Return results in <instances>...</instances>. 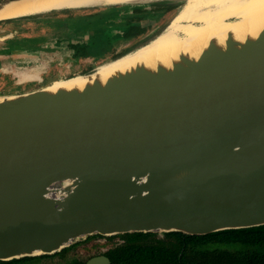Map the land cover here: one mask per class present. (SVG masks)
Here are the masks:
<instances>
[{
    "label": "water",
    "instance_id": "1",
    "mask_svg": "<svg viewBox=\"0 0 264 264\" xmlns=\"http://www.w3.org/2000/svg\"><path fill=\"white\" fill-rule=\"evenodd\" d=\"M77 77L0 95V262L93 236L264 226V28L212 39L197 56Z\"/></svg>",
    "mask_w": 264,
    "mask_h": 264
},
{
    "label": "rangeland",
    "instance_id": "2",
    "mask_svg": "<svg viewBox=\"0 0 264 264\" xmlns=\"http://www.w3.org/2000/svg\"><path fill=\"white\" fill-rule=\"evenodd\" d=\"M162 6H164V8H162ZM180 8L181 7L178 6V8L167 9L166 5H157L148 12L139 10L134 11L132 8L128 9V7L126 8L125 6H118L52 12L46 14V16L48 15V18H38V20H40L42 23L34 22L37 20H31L28 27H26L25 29H28L26 32H31L32 35L39 33L41 37L44 36V38H42L43 40H37V43L33 46L34 48L38 47L47 39H50L51 36L49 35V31H53L55 33L57 32L59 36H65V38H75L76 41V37H82V40H84L83 42L86 44V46L83 47H86L85 49L87 50L88 54L91 57L93 56L92 58H94V60H101L107 58L112 54V52H115V50L117 49L121 51L122 48L130 46L129 52H132L137 48L147 44L166 29V27L176 16ZM41 19L44 21H42ZM130 23H136L140 25L141 28L143 27L146 29V32L139 37L128 39V41L126 39L120 40L121 36L118 35V32H116L114 27H121L125 25L129 26ZM7 26L11 27V25ZM12 29L13 28L9 29V31L14 30ZM53 32H51V34H53ZM58 32H64V34ZM18 35L20 37L23 34L18 33ZM0 36H3V34ZM15 36L16 33H13V35H6L5 39L0 40V48L6 47V49H10V47L13 45L12 41L15 40ZM37 39H40V37H38ZM32 42L34 41H30V43ZM60 55L63 58L60 61L56 58L52 61H48L47 58L51 56L50 52L44 51L36 56V60L38 61L36 64H30L28 66L27 63L18 64L16 63V61L11 62L10 58L1 59L0 95L22 93L21 83L25 84L28 81L33 82L36 79H39V74L42 71L44 63H47V66H50V68L54 69V71L52 72L55 74V78L51 82L57 79L62 80H58L55 82L65 81L68 77L71 78L83 75L82 73L89 66L90 60H87V62H84V65H86V67H80L78 63L75 62L76 57H74V50H70L69 47H66L63 52L60 53ZM38 56L44 59V63H40V61L37 59ZM55 56L56 54L54 55V57ZM106 61L109 62L110 60ZM99 65L95 66L93 70L85 74L93 72L94 70H96V68L99 67ZM34 84L35 86L33 88L40 89L48 86V84L50 83L39 85L38 82H36ZM53 84L54 82L50 85L52 86ZM3 89H5V91H3ZM155 235V239H164L167 242L173 241L172 238H170L169 240L166 239L165 235ZM101 240L104 241V239ZM109 241L110 240H108V242ZM112 244L113 243H85L84 240H80L76 242V244L71 246L73 248L67 253L63 254V257L61 256V254L51 259H36L29 264H72L74 259L78 261L81 259H85L86 261H88L92 257L102 254L113 246L122 245L123 242L120 239L116 241V243H114L115 245L112 246ZM196 258L197 257H194V259Z\"/></svg>",
    "mask_w": 264,
    "mask_h": 264
},
{
    "label": "bare ground",
    "instance_id": "3",
    "mask_svg": "<svg viewBox=\"0 0 264 264\" xmlns=\"http://www.w3.org/2000/svg\"><path fill=\"white\" fill-rule=\"evenodd\" d=\"M137 0H21L0 10V22L55 11L87 7L121 5ZM235 19L236 21H232ZM264 28V0H186L176 16L153 40L96 70L108 77L115 71H124L139 63L155 65L159 60L169 61L181 51L192 55L200 52L212 39L224 40L229 33L246 35L259 33ZM84 80L77 77L54 82L52 86H69Z\"/></svg>",
    "mask_w": 264,
    "mask_h": 264
},
{
    "label": "trees",
    "instance_id": "4",
    "mask_svg": "<svg viewBox=\"0 0 264 264\" xmlns=\"http://www.w3.org/2000/svg\"><path fill=\"white\" fill-rule=\"evenodd\" d=\"M47 16L37 19L48 18ZM35 18L33 20H36ZM145 32V28L135 25L130 27L127 36L138 37ZM165 237L168 240L172 238L173 241L155 239V234H128L126 240L130 243H125L124 247L110 253L109 257L117 264H264V226L222 231L205 236L170 233ZM68 251L70 249L67 248L52 256L23 258L0 264H29L36 259H51L61 254L63 257Z\"/></svg>",
    "mask_w": 264,
    "mask_h": 264
},
{
    "label": "flooded vegetation",
    "instance_id": "5",
    "mask_svg": "<svg viewBox=\"0 0 264 264\" xmlns=\"http://www.w3.org/2000/svg\"><path fill=\"white\" fill-rule=\"evenodd\" d=\"M40 16L42 17V15H40ZM40 16H34L33 18L29 17V18H22V19H17V20L2 22V23H0V27L7 28L8 27L7 25H12L14 23H19V22L20 23H23L22 25H24V23H28V24H26V26H27V25H29L30 21L33 20L35 17H36L35 19L37 21H34V22H37V23L40 22V23H42L40 20L37 19V17H40ZM42 21H44V20H42ZM135 25H138V24H136V23H130L129 26H127V25L121 26V27L116 26L114 28H115L116 32H118V35L121 36L120 37V40L121 39L122 40L123 39H126L128 41V39L136 38V37L128 38V36H127L129 34V32H130V27L131 26H135ZM58 33L64 34V32H58ZM54 35H56L58 38L60 37V39L59 40H57V38H54V39H51V40H48L47 39L48 40V41L46 40L47 41V45H46V41L45 42H42L39 45V47H37V49H35L34 54H36V56H37L39 53H42L44 51H49L51 56L49 58H47L48 61H52L55 58L60 61L61 59H63L62 56L60 55V53H62L63 50L66 47H69L70 50H74V57H76L75 58V60H76L75 62H77L80 67H83V66L86 67V65H84V62H87V60H90L89 66L84 70V72L82 74H85V73L93 70L95 68V66H98L99 64H100L99 66H101V65L105 64V62L108 63L106 60H110V61L115 60V59L123 56L125 53H127V51L130 50L129 49L130 46L129 47L127 46V47L122 48L121 51H119L118 49L115 50V52H112V54L109 55L105 59L94 60V58H92L93 56L91 57L88 54L87 50L85 49L86 47H83V46H86V44L83 42L84 40H82V37L81 38L76 37L77 38V41H76L75 38L73 39V38H70V37L65 38V36H59L57 34V32ZM38 37H40V39H37ZM42 38H44V36L41 37L39 35V33L32 35L31 32L28 33V34H26V36H24L25 41H28V43H30V41H34L35 43H37V40H43ZM75 41H76V43H75ZM34 42H32V43H34ZM55 54H56V56L54 57ZM36 56L29 57V58L27 57V58L24 59V61L18 62V64L19 63H24V64L27 63V66L30 65V64H33L34 65V64H36L38 62L36 60ZM37 59L40 61V63H44L43 62L44 59L41 58L40 56H38ZM52 71H54V69L50 68V66H47V63H44V65L42 67V71L39 74V79H36L33 82L32 81H28L25 84H22L21 83L22 93L27 92L28 90H34V89H36V88H33L35 86L34 83H36V82H38V84L40 85V84H46V83L52 84L55 81L62 80V79H57V80H54L53 82H51L55 78V74ZM68 78H70V77H68ZM50 84H48V85H50ZM3 91H5V89H3ZM131 235H134V234H131ZM101 239H104V241L101 240ZM120 239L122 240L123 244L120 245V246H118V245L113 246V245H115L114 243H116V241H118ZM108 240H110V241L108 242ZM84 242L85 243H101V244L102 243H113L112 244L113 247H111L109 250L103 252L102 254H99V255H96V256L92 257V258L101 257V256L107 257V258H109L111 264H117V263H113L112 262V260L109 257L110 253L115 252V251H118L119 249H121L122 247L125 246L124 245L125 243H130L129 241L126 240V235L114 236V237H110V238H108V237H102V236H93V237L86 238L84 240ZM72 248L73 247H69L68 249L71 250ZM88 261H86L85 259L84 260L81 259L79 261L74 259L73 262H72V264H88ZM120 264H122V263H120Z\"/></svg>",
    "mask_w": 264,
    "mask_h": 264
},
{
    "label": "crops",
    "instance_id": "6",
    "mask_svg": "<svg viewBox=\"0 0 264 264\" xmlns=\"http://www.w3.org/2000/svg\"><path fill=\"white\" fill-rule=\"evenodd\" d=\"M23 23H14L11 25V27H0V35L3 34V36H0V40H3L6 38V35H13V33H16V36L14 37V41H12L13 45L10 47V49H6V47H1L0 48V60L1 59H7L10 58L11 62L12 61H16V63L20 62V61H24L25 58H29V57H33L36 56V54H34L35 49H37V47H33L34 43H26L28 41H25L24 39V35H26L29 32H26L28 29H25L26 27H28V25L26 26V24L28 23H24V25H22ZM13 28V31H9V29ZM9 32V33H8ZM51 32L53 31H49V35L51 36L50 39H54L57 38V40L60 39V37L58 38L56 35L51 34ZM18 33H22L23 35L19 37ZM5 34V35H4ZM62 39V38H61ZM47 40V41H48ZM24 41V42H21ZM47 41H46V45H47ZM24 44V45H23ZM39 47V46H38ZM3 51V53H2Z\"/></svg>",
    "mask_w": 264,
    "mask_h": 264
}]
</instances>
